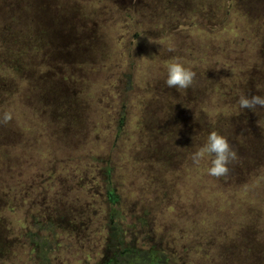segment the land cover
<instances>
[{
    "label": "rangeland",
    "instance_id": "obj_1",
    "mask_svg": "<svg viewBox=\"0 0 264 264\" xmlns=\"http://www.w3.org/2000/svg\"><path fill=\"white\" fill-rule=\"evenodd\" d=\"M224 1L0 0V115L13 117L0 124V264H96L121 243L157 251L168 264H264L253 255H264V167H238L243 143L264 156V108L238 103L242 95L264 96V0L235 4L230 14ZM175 62L196 72L185 95L192 105L166 113L170 102L155 90L167 78L155 80ZM60 92L74 94L72 110L82 118L66 139L51 102ZM210 128L237 152L227 178L208 174L214 156L192 163ZM167 159L171 170L159 174ZM106 160L115 202L97 195L80 202L77 179ZM86 202H93L88 210ZM244 211L256 223L251 237L234 225ZM238 231L233 242L253 237L251 251L221 256ZM39 238L48 251L32 243Z\"/></svg>",
    "mask_w": 264,
    "mask_h": 264
},
{
    "label": "trees",
    "instance_id": "obj_2",
    "mask_svg": "<svg viewBox=\"0 0 264 264\" xmlns=\"http://www.w3.org/2000/svg\"><path fill=\"white\" fill-rule=\"evenodd\" d=\"M171 1V0H170ZM182 0H178V2H181ZM173 2V1H172ZM241 2V4H240ZM250 0H225L223 5L227 4L228 8L226 11L223 10V12H225V14H230L231 12H233V10H235V4H239V5H244L247 4L249 5ZM177 3V2H174ZM261 14H263L264 12V2H261ZM167 9V8H166ZM172 11V10H171ZM173 12V11H172ZM146 15H149L147 11H145ZM144 13V14H145ZM177 11L175 10L171 16L175 17L177 15ZM142 25H145L144 21H142ZM12 31H14V28L12 26ZM11 31V32H12ZM3 32V30L1 31V33ZM5 32V31H4ZM10 32V34H11ZM35 37L39 40V41H43V39H45V37H43V33L40 34H36ZM89 40H92L91 36L88 37ZM85 41V39L83 40ZM0 49H2V47H0ZM6 49V48H5ZM7 51H10V48L6 49ZM261 51H263L264 53V46H262ZM11 52V51H10ZM0 68H2V65H0ZM167 78V73H163L162 75H160L159 77H156V81L160 80L161 78ZM253 78V77H252ZM258 76L255 78V80L257 79ZM132 86V84H128V90L129 88ZM152 86V85H151ZM150 86V88H151ZM0 87L2 88V86L0 85ZM159 88H162L161 90ZM126 89L121 91V95L122 98L120 101V104L122 106H120L123 110H124V106L127 104V101L130 99L131 94L128 92V90ZM1 90V89H0ZM178 92L172 90L170 91L169 89H167V87H158L157 90H155V93H157V98L159 97V99H164V100H168L169 103V108L170 109H166L165 112H172L173 107L177 106V104L182 105V107L184 109L188 108L189 106L192 105V102L189 101L185 95L187 96V91L185 89H177ZM61 94L63 92H60ZM170 94H173V98L171 99ZM61 96V99L59 101L57 100H51L52 105L54 106V108L58 109V112L60 113L59 115L62 116L60 118H57L60 120L61 122V128L56 129V131L58 132V134L62 137L65 138L67 137L68 134H70L71 132L75 131V128L80 127V122H81V114L78 111H73L72 109L74 108V102H75V98H74V94H72L71 96L67 93L59 95L57 98H59ZM177 96V97H176ZM175 97V98H174ZM179 97V98H178ZM57 98H51V99H57ZM164 100H162L163 102H165ZM167 102V103H168ZM227 104V103H226ZM123 110L121 112H123ZM174 111V109H173ZM170 114V113H169ZM123 116V113L121 114ZM172 115V114H170ZM264 113L262 116L263 117ZM177 121L181 120V124L184 125L183 119L181 117H176ZM120 122H122V119L120 120ZM191 124H189V130H181L182 134L185 136V140H188L190 138H188L190 136V129L193 132V122H189ZM215 123V122H214ZM263 123H264V119H263ZM221 125V124H220ZM217 129H222V126H218L215 127ZM214 129V128H213ZM232 129H237L235 127V124L231 125V130ZM120 130V128H119ZM210 131L212 130L211 128L209 129ZM237 131V130H236ZM213 132V130H212ZM189 134V135H188ZM219 134V133H218ZM253 131L251 129V131H248V136L252 135ZM165 136H172V131H168V132H164ZM223 137H225L229 142V138L228 136H226L224 134V132H222L221 134H219ZM255 136V135H253ZM121 138V134H117V142H119ZM247 139L246 137L244 138V140ZM191 140V139H190ZM244 142V141H242ZM241 142V143H242ZM247 144V143H246ZM243 143V152L240 155V161L238 162V167L241 168V171L244 173H248L249 171H251L252 168H254V166H260V167H264V156H262V154L257 153L255 151H251L250 148V144L246 145ZM214 155H211V157ZM171 164L170 160L167 159L165 161H163L161 169H157L158 173L160 174V170L164 171L166 169H168L169 171L171 170ZM234 164H231V168H233ZM254 165V166H253ZM109 168L108 166V160L106 161H100L99 163V169H96L95 172H93L94 174H91L90 172H88L87 174H85L84 176H82L81 178H78L76 183H75V187H79L80 191H79V201L81 202L82 198L87 197V198H92L93 196L97 195L99 196L101 199L102 197L108 198L110 199L111 202H115V199L113 200V194L115 193V188L113 187V181L111 180V177H106V175H108V172L111 171L112 169H107ZM234 172L236 173L239 169L237 168V170L234 168L233 169ZM48 173H51V171L48 169ZM64 180V185H70V178L67 179V177H63ZM151 179V178H149ZM71 188V187H70ZM89 188V189H88ZM63 189V188H61ZM68 189V188H67ZM86 192H83L81 190H86ZM62 192H64V194H66L67 191L62 190ZM116 197V195H115ZM95 201V200H94ZM93 201V202H94ZM93 202H86L84 203L83 207L86 208V210H88L89 208H91V205H93ZM221 204L223 206L226 205V203H223L221 201ZM246 211V210H245ZM243 212L241 214H238L236 222L234 223L237 224V228H239L242 233L243 232H248V234L251 237V232L252 229L256 226V223L251 219L252 216L250 215L251 213H246ZM231 213V209L228 210L227 212L224 211V215L222 217V221L219 223L221 225V229L223 225L225 224L226 221H228V214ZM119 218V213H117L114 217V219H118ZM87 221L86 220H82V221H78V223H81V227H87ZM251 223H255V226H251ZM50 223L48 222L47 225H49ZM234 229V228H233ZM115 236H114V240H117V236H119L120 234H122V230H120L118 228V224L115 222ZM239 230V231H240ZM233 231H236L235 229ZM238 232H236V234L234 236H230V238H227L225 242L231 243L233 245L231 246H222V250L220 251V255L224 256L225 254H229L230 252H233L234 250H238L241 249V247H243L246 252L251 251L250 248H253V244L254 241H252L253 237L250 239L247 235L245 236H241L240 243L238 241V245L233 242L238 240L237 235ZM251 231V232H250ZM32 243L37 246L40 247V249L42 251H48V248L51 246V244H49L47 242L46 238H39L36 239L34 241H32ZM241 244V245H240ZM35 245V246H36ZM218 249H221L220 247ZM255 249V248H254ZM261 251H264V248H262ZM104 256L102 259V261L100 263H96V264H168V262H161L160 259L158 260V256L157 255V251L154 252H148V251H143L142 249L136 248L132 243L131 244H127L125 245L124 243H121L120 246H109V248L105 251H103ZM255 254V255H254ZM254 257L256 258H262V256H264L261 252H256L253 253Z\"/></svg>",
    "mask_w": 264,
    "mask_h": 264
},
{
    "label": "clouds",
    "instance_id": "obj_3",
    "mask_svg": "<svg viewBox=\"0 0 264 264\" xmlns=\"http://www.w3.org/2000/svg\"><path fill=\"white\" fill-rule=\"evenodd\" d=\"M171 51V49H169ZM141 59H144L142 57ZM196 72L185 68L181 63H171L167 69V79L165 84L168 88L187 90L195 82ZM241 109L256 110L264 108V96L262 95H242L239 98ZM13 119L10 112L0 115V124H7ZM205 155H214L211 161L212 166L208 169V174L217 179L227 178L230 174L229 165L237 160V152L230 146L227 139L217 132L209 134L207 142L192 154L193 165H199Z\"/></svg>",
    "mask_w": 264,
    "mask_h": 264
}]
</instances>
